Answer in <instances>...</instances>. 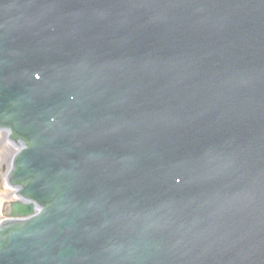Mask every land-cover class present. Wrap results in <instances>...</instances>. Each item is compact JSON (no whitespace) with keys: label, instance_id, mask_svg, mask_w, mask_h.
I'll return each instance as SVG.
<instances>
[{"label":"water","instance_id":"1","mask_svg":"<svg viewBox=\"0 0 264 264\" xmlns=\"http://www.w3.org/2000/svg\"><path fill=\"white\" fill-rule=\"evenodd\" d=\"M0 129V264H264V0H0Z\"/></svg>","mask_w":264,"mask_h":264},{"label":"rangeland","instance_id":"2","mask_svg":"<svg viewBox=\"0 0 264 264\" xmlns=\"http://www.w3.org/2000/svg\"><path fill=\"white\" fill-rule=\"evenodd\" d=\"M18 150L19 145L9 139V132L0 129V222L8 217V203L19 199L17 189L10 191L7 186L8 173Z\"/></svg>","mask_w":264,"mask_h":264},{"label":"bare ground","instance_id":"3","mask_svg":"<svg viewBox=\"0 0 264 264\" xmlns=\"http://www.w3.org/2000/svg\"><path fill=\"white\" fill-rule=\"evenodd\" d=\"M20 148V147H19Z\"/></svg>","mask_w":264,"mask_h":264}]
</instances>
